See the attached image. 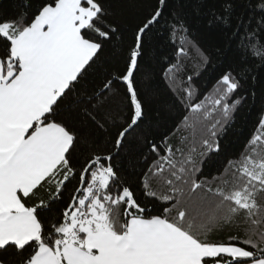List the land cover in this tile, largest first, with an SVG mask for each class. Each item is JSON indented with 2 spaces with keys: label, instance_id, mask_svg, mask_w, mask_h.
<instances>
[{
  "label": "trees",
  "instance_id": "obj_1",
  "mask_svg": "<svg viewBox=\"0 0 264 264\" xmlns=\"http://www.w3.org/2000/svg\"><path fill=\"white\" fill-rule=\"evenodd\" d=\"M59 1L0 0V26H12L0 32L9 80L23 68L13 38ZM90 3L97 12L82 35L97 51L28 131L54 123L72 137L62 162L19 193L40 234L0 246V264H29L42 245L60 248L83 200L82 223L96 221L92 205L114 233H126L134 217L162 218L202 244L248 253L202 264L264 259V0ZM135 57L137 118L124 80ZM107 169L114 177L105 182ZM126 189L131 197L122 198ZM79 226L82 244L97 226Z\"/></svg>",
  "mask_w": 264,
  "mask_h": 264
},
{
  "label": "crops",
  "instance_id": "obj_2",
  "mask_svg": "<svg viewBox=\"0 0 264 264\" xmlns=\"http://www.w3.org/2000/svg\"><path fill=\"white\" fill-rule=\"evenodd\" d=\"M81 1L60 0L45 8L13 38L23 67L17 77L9 80L0 63V246L39 236L40 223L19 193L28 194L48 176L71 144L58 124L28 131L91 59L92 44L75 27ZM68 234L60 248L42 245L29 264H202L205 257L248 255L235 245L202 244L162 218H131L124 234L105 225L89 229L82 244L74 230Z\"/></svg>",
  "mask_w": 264,
  "mask_h": 264
},
{
  "label": "rangeland",
  "instance_id": "obj_3",
  "mask_svg": "<svg viewBox=\"0 0 264 264\" xmlns=\"http://www.w3.org/2000/svg\"><path fill=\"white\" fill-rule=\"evenodd\" d=\"M97 12V6L94 4V3H90V0L88 1L87 4H84L82 1H81V7L79 9V11L76 13V17H75V27L77 29V31H79V33L82 35V29L86 26H88L90 23H91V19L92 17L95 16ZM1 29L3 32L1 33H9V31L12 29V26L11 24H4V25H1ZM7 35V34H6ZM83 37V35H82ZM84 38V37H83ZM85 39V38H84ZM87 40V39H86ZM92 44V51H91V57L95 54V52L97 51V48H98V44L94 41H89ZM135 60H136V57L133 59L132 63H131V66L127 72V74L124 76V80L126 82L129 83L130 85V89H131V92H132V98H133V102L135 104V108H136V118L138 117V115L141 113V110H140V105L137 101V98L135 96V93H134V89H133V86L131 84V75H132V72H133V69H134V66H135ZM109 170L110 169H107L105 171H102L101 173V177L102 179L106 182L109 177H110V174H109ZM89 191V189H88ZM125 197H131V193L129 190H124L123 194H122V198H125ZM84 204H85V200L82 201V204H81V208L80 209H77L72 217H71V221L68 222L67 225H65L64 227L66 228V230L69 232V230H74L75 231V228L77 226H79L80 230L79 231H85V230H88L89 227H91L92 224H96L97 227H102L104 226V219H101L98 221L99 218H102L103 216H97V214L94 213V210H93V206L90 205V207L88 208L89 211H92L93 212V217L94 218H97L96 221H92L90 219H87L85 223H82L81 222V219H80V215H82V213L86 212V208L84 207ZM89 220V221H88ZM78 228V227H77ZM75 233L77 234V232L75 231Z\"/></svg>",
  "mask_w": 264,
  "mask_h": 264
},
{
  "label": "water",
  "instance_id": "obj_4",
  "mask_svg": "<svg viewBox=\"0 0 264 264\" xmlns=\"http://www.w3.org/2000/svg\"><path fill=\"white\" fill-rule=\"evenodd\" d=\"M109 174H110L111 177H114V173H113V171L111 169L109 170Z\"/></svg>",
  "mask_w": 264,
  "mask_h": 264
}]
</instances>
